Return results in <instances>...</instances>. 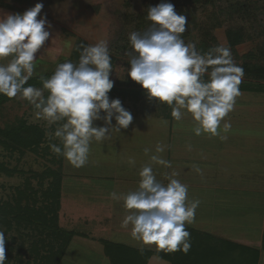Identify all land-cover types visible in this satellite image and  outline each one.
<instances>
[{
	"label": "clouds",
	"instance_id": "obj_1",
	"mask_svg": "<svg viewBox=\"0 0 264 264\" xmlns=\"http://www.w3.org/2000/svg\"><path fill=\"white\" fill-rule=\"evenodd\" d=\"M42 8V3H36L23 13L0 14V59L11 57L7 64H0V94L10 98L20 95L50 125L64 121L54 132L62 146L50 147L71 165L82 167L88 161L91 142L107 139L112 129L127 128L133 116L119 99H109L114 82L110 79L111 56L103 40L82 46L78 63L66 61L49 78L41 77L42 88L25 87L33 75L35 54L51 35L46 30V25L51 27L46 17L37 19ZM147 19L151 22L148 30L129 33L133 52L126 53L130 56L128 76L146 90L150 100L155 98L158 103L171 106L176 121L185 113L191 114L196 123L195 135H219L221 121H224L222 130H230L231 124L224 118L234 109L244 75L230 49L216 46L201 53L194 44H186L181 34L186 31L187 19L177 14L171 3L149 7ZM205 75L207 80L203 79ZM101 119L106 127L93 125ZM164 151L165 146L157 144V154L150 155V161L170 166L158 155ZM149 152L146 148L145 155ZM175 175L167 177L169 182L165 185L156 179L148 164L139 172L136 190L126 194L113 192L110 196L123 201L124 208L130 210L122 226L131 225L136 240L169 251L182 246L187 252L190 234L185 223L192 222L200 201L188 199L187 185L172 178ZM5 260V235L0 231V264Z\"/></svg>",
	"mask_w": 264,
	"mask_h": 264
},
{
	"label": "rangeland",
	"instance_id": "obj_2",
	"mask_svg": "<svg viewBox=\"0 0 264 264\" xmlns=\"http://www.w3.org/2000/svg\"><path fill=\"white\" fill-rule=\"evenodd\" d=\"M161 2L173 4L175 12L186 17L187 38L184 40L186 44L192 43L195 47H199L201 42L206 39L213 47H227L225 37L227 29L233 28L244 31L248 38L231 52L236 65L242 63L243 56L255 53L264 42V0H199L197 2L194 0H0V14L23 13L36 3L43 4L42 11L37 19L41 16L46 17L48 24L51 25V27L46 25V30L51 35L49 40L35 54V67L30 78L51 70L62 58L68 59L76 40L82 39L88 46L95 45L103 40L107 42L111 56L112 70L110 79L114 82L113 87L123 89L137 86L138 89L146 94V90L127 74L130 68V64L127 61L130 56L126 55V53L133 52L128 36L133 31L143 33L149 29L151 22L147 19V11L149 7L156 6ZM244 6L250 11L249 18V14L245 16L240 12ZM234 7L237 8V12L232 10ZM210 37L215 39V44L209 40ZM10 59L11 57L0 59V64H7ZM262 63L264 64V62ZM203 79L207 80V75ZM242 81H246V78L242 77ZM109 99L110 101L119 99L124 108L131 110L136 106L133 101L122 99L118 95L109 96ZM241 99L242 101H240ZM251 101L256 105V115H252V117L263 120V124L258 127L264 129V94L240 93L236 97L235 107L239 106L238 109L240 110L246 109L244 105H249ZM135 103L137 104L136 109L138 111L141 109L143 112L144 106L146 107L149 103H155L150 106L152 108L155 107L157 112L164 107V104L158 103L155 98L150 100L147 95L141 96ZM133 104L134 106H132ZM36 112L37 110L33 105L20 95L12 97L10 101L5 102L0 107V127L2 128L17 119H21L27 124L37 125L46 130V140L49 141L46 145L49 146L51 142L58 144L60 140L54 136V132L63 121L50 125L42 116L38 117ZM101 115H103V112H101ZM252 117H249V119L251 120ZM93 125L96 127L103 126L104 121L102 119L96 120ZM255 132L259 133L258 131ZM249 133L252 132L250 131ZM136 146L139 147V144H136ZM97 151L100 150L94 148L93 154ZM42 154L43 152L38 156L28 150L18 152V150L11 147L5 148L0 145V164L5 165L11 172V175H7L5 172L0 171V200L8 199L14 189L21 186L25 180H29L33 188H39L40 180L38 176L47 168L55 170L57 166L53 164L54 160L52 158L59 159L57 153L52 151L51 148H49L48 154L45 156ZM51 159L53 161H50ZM64 159H62V167ZM34 175H37V178ZM41 182L43 186H46L47 181L44 178ZM69 185V179L64 178L60 200V203H62V215L72 216L73 221L76 219L77 222L75 226H72L73 224L70 225L64 219L61 220L59 226L68 231L75 229L74 232L77 235L70 243L61 264H107V259L104 256L100 257L93 251L94 247L97 246H86L85 243L88 240L85 235L79 232L80 229H85L83 219L89 220L90 228L100 225L98 220L101 218L100 213H102L99 212L102 208L99 205L101 201L91 199L89 193L92 189L89 188L87 193L82 191L83 188L78 192L74 190V192H70ZM252 207L253 211L260 209L259 206L254 205H247L246 209H252ZM241 209L244 208H238V210ZM230 217L232 222L227 227L228 230H232V234L246 236L248 239H259L258 242L244 238L238 240L248 246L260 249L264 221L262 230L259 232L260 226L257 220L253 221L254 217L252 218L249 215L238 217L233 215ZM0 231L4 232V229L0 228ZM25 234L27 233L22 230L4 232L5 251L11 252L13 257H17L18 248L23 245V253L20 255L22 264H26V253L34 236L31 232H29L28 237ZM101 234L103 235L102 231ZM258 235L259 238H255ZM227 239L235 241L232 236H228ZM91 243L97 244V242ZM138 244L139 246L137 247H141V249H158L156 245ZM11 264H16L15 260H12ZM148 264L168 263L157 257H152ZM259 264H264L263 250L260 254Z\"/></svg>",
	"mask_w": 264,
	"mask_h": 264
},
{
	"label": "crops",
	"instance_id": "obj_3",
	"mask_svg": "<svg viewBox=\"0 0 264 264\" xmlns=\"http://www.w3.org/2000/svg\"><path fill=\"white\" fill-rule=\"evenodd\" d=\"M134 104L137 106L136 103ZM154 104L149 103L144 106V112L141 109L138 111L136 106L133 110L125 108L133 116L130 125L121 128L120 131L112 129L105 140H93L90 144L88 161L84 166L75 167L63 157L61 197L63 179L68 178L70 192H78L83 188L82 191L87 193L90 188L91 199L101 201L99 204L102 207L99 211L102 212L101 220H98L100 225L90 228L89 220L83 219L85 229H80L79 232L88 240L85 245L97 246L93 250L95 254L106 259L101 241L141 249L137 246L142 242L131 234L132 226H122V221L130 210L124 208L123 201L112 199L110 194L113 192L126 194L136 190L140 180L139 172L148 164H151L156 179L165 185L169 182L167 177L176 173L172 178L187 185L188 199L200 201L195 209L194 219L191 223H185V227L223 239L232 236L235 242L239 241L246 245L238 240L248 239L246 236L232 234V230H228L227 227L232 222L230 216L249 215L254 217L253 221L257 220L260 226L259 232L262 230L264 129L258 127L263 124V120L252 117L256 115V105L251 101L249 105H244L246 109L241 110L238 109L239 106L234 105V109L224 118L230 122V130L223 131L224 121H221L219 135L213 136L207 133L195 135L193 129L196 123L191 114L185 113L180 121H176L172 115L166 117L161 112L159 114L155 107L150 106ZM249 117H252L251 120ZM112 124H116L114 118ZM136 144H139V147ZM157 144L165 146V151L158 155L168 161L170 166L166 167L150 161L149 156L157 154L155 153ZM94 148L100 151L93 154ZM146 148L150 149L149 155H145ZM247 205L259 206L260 209L255 211L253 207L246 209ZM238 208L244 209L238 210ZM64 219L70 225L73 224L72 226L77 222L76 219L73 221L72 216L62 215L61 203L59 223ZM255 238H259V235ZM248 240L259 241L254 238ZM107 264H110L108 259Z\"/></svg>",
	"mask_w": 264,
	"mask_h": 264
},
{
	"label": "trees",
	"instance_id": "obj_4",
	"mask_svg": "<svg viewBox=\"0 0 264 264\" xmlns=\"http://www.w3.org/2000/svg\"><path fill=\"white\" fill-rule=\"evenodd\" d=\"M232 10L237 12L236 7ZM240 12L245 16L250 13L245 6ZM186 31L181 34L183 40L187 38ZM225 37L227 48L231 52L248 38L244 31L233 28L226 30ZM209 40L215 44L213 37H210ZM82 46L88 45L82 39L76 40L68 59L62 58L51 70L30 78L25 87L31 85L42 88L40 78H49L59 64L66 61L78 63ZM211 48L214 47L206 39L201 42L199 47H196L201 53H205ZM262 62H264V42L255 53L243 56L242 63L238 65L243 68V77L246 78V81L239 84L240 92L264 94V64ZM44 95L45 97L48 95L46 90ZM113 95H118L122 99L131 100L135 103L146 94L135 86L134 88L123 89L113 87L108 96ZM11 98L0 94V107L5 102L10 101ZM159 112L166 117H171L172 107L164 104L163 109ZM46 138V130L37 125L27 124L21 119L0 127V145L5 148L11 147L18 152L28 150L38 156L43 152L42 155L45 156L51 148L50 144H55L51 142L49 146L46 145L49 142ZM56 145L62 146L61 142ZM57 157L59 159L54 157L52 158L54 161L50 160L57 168L55 170L47 168L38 176L39 188H33L29 180H25L21 186L14 189L8 199L0 200V228H3L5 233L22 230L27 233L25 234L27 237L29 232L34 234L33 241L26 253V264H61L70 243L77 235L74 231H68L59 226L63 156L57 154ZM0 171L11 175V172L3 164H0ZM34 176L37 178V175ZM43 178L47 181L46 186L42 185L41 180L43 181ZM185 229L190 234V248L187 252L182 250V246L176 251L160 248L151 251L101 241L103 253L110 264H148L152 257H157L168 264H259L261 251H264V228L260 249L215 237L190 227H185ZM21 253H23V245L18 248L17 257H13L11 252L5 251L6 260L4 264H11L12 260H15L16 264H22Z\"/></svg>",
	"mask_w": 264,
	"mask_h": 264
}]
</instances>
